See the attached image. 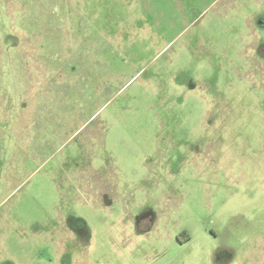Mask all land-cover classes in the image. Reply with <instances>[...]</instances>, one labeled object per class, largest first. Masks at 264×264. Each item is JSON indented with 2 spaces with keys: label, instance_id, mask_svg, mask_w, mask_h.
Returning <instances> with one entry per match:
<instances>
[{
  "label": "rangeland",
  "instance_id": "1",
  "mask_svg": "<svg viewBox=\"0 0 264 264\" xmlns=\"http://www.w3.org/2000/svg\"><path fill=\"white\" fill-rule=\"evenodd\" d=\"M0 264H264V0H0Z\"/></svg>",
  "mask_w": 264,
  "mask_h": 264
}]
</instances>
